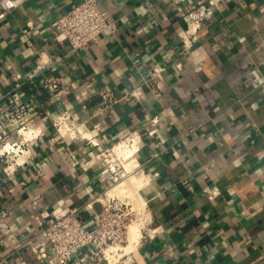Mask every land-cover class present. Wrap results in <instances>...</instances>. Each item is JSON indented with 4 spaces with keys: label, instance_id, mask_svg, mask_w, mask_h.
I'll return each mask as SVG.
<instances>
[{
    "label": "crops",
    "instance_id": "crops-1",
    "mask_svg": "<svg viewBox=\"0 0 264 264\" xmlns=\"http://www.w3.org/2000/svg\"><path fill=\"white\" fill-rule=\"evenodd\" d=\"M81 1L0 0V113L24 104L41 131L27 154L0 156V264H63L43 228L74 206L94 224L132 178L117 194L142 199L140 237L115 264L264 257V0H99L116 28L73 50L51 24ZM103 88L131 97L101 109ZM0 132V147L20 141L7 119ZM125 137L113 186L104 150Z\"/></svg>",
    "mask_w": 264,
    "mask_h": 264
},
{
    "label": "built area",
    "instance_id": "built-area-1",
    "mask_svg": "<svg viewBox=\"0 0 264 264\" xmlns=\"http://www.w3.org/2000/svg\"><path fill=\"white\" fill-rule=\"evenodd\" d=\"M51 28L56 36L67 40L73 50H79L87 46L91 41L108 29L116 28V21L111 17V13L100 6L99 0H82L74 4L68 11L55 17ZM29 31V28L25 29ZM50 66L48 63H40L39 68ZM39 69V70H40ZM49 84L55 90L59 89L58 79L54 75L48 76ZM140 87V86H139ZM139 87L136 88L139 91ZM101 109H105L120 101L123 97L130 98L129 95L119 96L113 90L102 89ZM27 109L24 104L18 106H7L0 113V125L6 119L18 125V132L21 135L20 141H6L0 147L1 160L5 161L11 151L14 153H25L27 149L23 146L29 139L38 137L41 133L39 129L31 128L25 117ZM54 124L59 129L72 121L69 110H63L53 118ZM152 125L157 123V119L151 120ZM76 127H71L70 132L75 133ZM4 135L0 132V139ZM64 137L58 133L57 139ZM127 137L113 143L104 150L109 161L110 175L115 179L113 186L120 182L129 171L127 160L130 155L125 151ZM0 164V173H1ZM12 176V173L9 172ZM130 195H118L115 192L105 194V203L96 215L94 224H86L80 216V207L74 206L67 212L60 214L51 220L44 228L43 234L51 245V250L57 259L63 264H68L70 259L81 249L85 248L84 254L79 255L75 264H99L101 260H106L109 264H115L124 257L130 250L126 246L130 242L129 227L134 220H142L143 205L135 207ZM5 210L0 209V215ZM38 257H48V251L44 246L34 248Z\"/></svg>",
    "mask_w": 264,
    "mask_h": 264
},
{
    "label": "rangeland",
    "instance_id": "rangeland-1",
    "mask_svg": "<svg viewBox=\"0 0 264 264\" xmlns=\"http://www.w3.org/2000/svg\"><path fill=\"white\" fill-rule=\"evenodd\" d=\"M122 179V178H121ZM124 179V178H123ZM122 179V180H123ZM123 184V183H122ZM122 184L118 185L116 188H114V190H112V192H115V193H118L119 192V188L122 186ZM132 184H136L135 182L132 183ZM118 189V190H117ZM135 201H133V200ZM132 202H134V206L137 207V205L139 206V203L136 201V198L134 199V196L132 197ZM141 203V202H140ZM137 204V205H136ZM140 222V225H141V220H134L132 223H131V226L128 228L129 229V246H126V248L129 250V249H133L134 246L136 245L134 240L138 239L139 237V234H140V230H139V227H138V223L137 222ZM133 231L132 233V236H130L131 232Z\"/></svg>",
    "mask_w": 264,
    "mask_h": 264
},
{
    "label": "bare ground",
    "instance_id": "bare-ground-1",
    "mask_svg": "<svg viewBox=\"0 0 264 264\" xmlns=\"http://www.w3.org/2000/svg\"><path fill=\"white\" fill-rule=\"evenodd\" d=\"M128 176V175H127ZM125 179V178H124ZM123 179V180H124ZM123 180H121V181H123ZM137 180V178H132V179H126L124 182H123V184H124V186H126V184H128L129 182H131V181H136ZM120 181V182H121ZM120 182H118V184L120 183ZM119 195V194H118ZM130 195V194H129ZM131 196V195H130ZM133 200V199H132ZM133 201H135V200H133ZM137 202H142V199H139V200H136ZM145 201V200H144ZM134 203V202H133ZM146 203V202H145ZM135 205V204H134ZM137 205V204H136ZM138 206V205H137ZM143 207H145L144 205H143ZM145 216V215H144ZM138 223V227H139V230H140V222L138 221L137 222ZM130 226H131V224H130ZM130 236H132V234H130ZM139 237H140V234H139ZM139 237H138V239H136V240H134V242H135V244L137 243V241L139 240ZM139 243V242H138ZM130 244H128L127 246H129Z\"/></svg>",
    "mask_w": 264,
    "mask_h": 264
},
{
    "label": "water",
    "instance_id": "water-1",
    "mask_svg": "<svg viewBox=\"0 0 264 264\" xmlns=\"http://www.w3.org/2000/svg\"><path fill=\"white\" fill-rule=\"evenodd\" d=\"M262 260H264V257H262V258H260V259H258V260H256V261H254V262H252V263H250V264H257V263H259V262L262 261Z\"/></svg>",
    "mask_w": 264,
    "mask_h": 264
}]
</instances>
